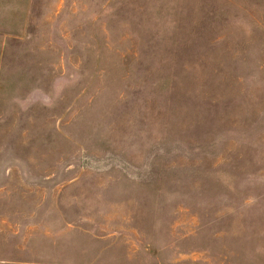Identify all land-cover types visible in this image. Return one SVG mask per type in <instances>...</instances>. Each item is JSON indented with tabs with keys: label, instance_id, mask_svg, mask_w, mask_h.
Masks as SVG:
<instances>
[{
	"label": "rangeland",
	"instance_id": "rangeland-1",
	"mask_svg": "<svg viewBox=\"0 0 264 264\" xmlns=\"http://www.w3.org/2000/svg\"><path fill=\"white\" fill-rule=\"evenodd\" d=\"M0 264H264V0H0Z\"/></svg>",
	"mask_w": 264,
	"mask_h": 264
}]
</instances>
